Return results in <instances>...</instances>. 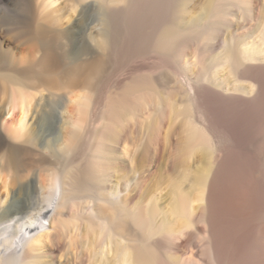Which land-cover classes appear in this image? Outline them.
<instances>
[{"label":"bare ground","instance_id":"bare-ground-1","mask_svg":"<svg viewBox=\"0 0 264 264\" xmlns=\"http://www.w3.org/2000/svg\"><path fill=\"white\" fill-rule=\"evenodd\" d=\"M57 1L0 35V264H264V0Z\"/></svg>","mask_w":264,"mask_h":264},{"label":"rangeland","instance_id":"rangeland-1","mask_svg":"<svg viewBox=\"0 0 264 264\" xmlns=\"http://www.w3.org/2000/svg\"><path fill=\"white\" fill-rule=\"evenodd\" d=\"M60 2L61 0H58L56 4H59ZM30 6H31L30 0H0V35H1V38H9L12 40V43L10 46L13 49H16V45H17V41L14 39L15 26L17 24V21L20 19L28 20L30 16V12H31ZM24 53H27V50H24ZM149 61L150 59H148V61L147 59L143 61L140 60L138 64H140V62H142L141 64H144ZM155 61L156 62L154 63H158V62L160 63L158 58H155ZM143 70L144 69H141L140 71H143ZM131 72H133L132 69H129V71L128 70L120 71V72H117L116 76L117 77L119 76L121 77V79L124 80L131 76ZM156 75L161 77L162 79L171 80V77L169 76V74L164 68L159 67ZM73 96L74 97L76 96L75 93L74 95L71 93L65 94V97H66L65 102L67 104L66 107H68L67 108L68 111H71L72 113L74 111V106H73L74 104L70 103V101H67V100H69L68 97H73ZM6 98H7V95L4 96V100ZM155 112L157 111L155 110V107L152 104L150 106L149 105L140 106L139 109L136 111V114L133 117L127 118L128 120L126 119L125 123L123 122V124L118 127V131H120L122 135V141L127 143V145L130 147L131 145H134L133 143H140L142 141L141 140L143 136L142 133L147 132L152 129V126H151L152 121H158L157 128L159 130L158 129L157 130L161 134V147L162 148H161L159 164L157 166V171H161L160 170L162 169L161 166L164 167L166 165V161L169 160V157H171L172 155L171 151H173L172 149L175 145V142H173V140L176 141L177 139L180 138V135L182 133V128L180 127L181 124H179L178 121L175 122L169 118H166L163 121L159 122L158 114ZM151 114L153 116H151ZM9 116L10 114L8 115V117ZM96 125H99V122H97ZM168 135L172 137L168 138ZM158 173L160 172H157V174ZM76 209L77 208H75V210ZM51 227H52V223H51V226L47 230L48 233L52 232V234L50 235V238H48V240L45 239V242L48 243V247H46L47 249L46 259L48 260L52 259L53 261H56L57 263H61L67 256L70 249L73 250V248L68 247V240L63 230L64 228L61 225L60 227L58 226L56 229H53Z\"/></svg>","mask_w":264,"mask_h":264}]
</instances>
